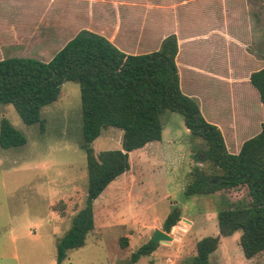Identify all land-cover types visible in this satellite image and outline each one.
Here are the masks:
<instances>
[{"label":"rangeland","instance_id":"1","mask_svg":"<svg viewBox=\"0 0 264 264\" xmlns=\"http://www.w3.org/2000/svg\"><path fill=\"white\" fill-rule=\"evenodd\" d=\"M253 7L261 14L254 49L264 59V2L254 1ZM215 38L210 39L216 43ZM233 58L239 61L234 52ZM242 107L248 110L245 114ZM242 107L237 108L239 122L263 121L264 113L257 105ZM41 116L43 129L38 123L26 125L12 104L0 103V121L7 118L26 136L22 146H0V264H57V240L85 204L87 167L79 145L78 82L64 81L58 98L41 109ZM162 124L161 139L149 145L152 151H131L129 169L93 201L95 228L82 246L67 250L60 264H194L197 241L219 233L218 210L249 199L244 187L185 196L197 167L204 173H216V168L200 160L204 140L190 134L179 112L166 110ZM121 137V129L105 127L91 145L96 154L120 148ZM173 206L179 208L180 219L170 231L164 230L172 239L158 242L152 253L132 262L131 253L152 239L156 228L163 230V219ZM240 235L241 230H236L220 236L218 248L209 256L210 264H264V251L252 258L244 256ZM122 239L126 246L120 245Z\"/></svg>","mask_w":264,"mask_h":264},{"label":"trees","instance_id":"2","mask_svg":"<svg viewBox=\"0 0 264 264\" xmlns=\"http://www.w3.org/2000/svg\"><path fill=\"white\" fill-rule=\"evenodd\" d=\"M177 50L173 33L162 39L158 49L131 54L105 36L81 29L47 62L30 57L0 59V103L12 104L26 125L38 123L43 129L41 109L58 98L64 81L76 80L79 84V145L86 155V199L72 216L68 230L57 240V264L65 259L68 249L85 243L87 233L94 227L92 203L111 181L129 169V152L161 139L166 110L179 112L190 134L204 140L206 147L200 160L216 168V173H204L197 167L184 195L244 187L249 198L218 210L219 233L197 241L192 262L210 264L209 256L218 248L220 236L236 230H241L239 244L246 258L264 251V123L256 135L244 140L237 153L228 152L220 129L206 121L195 99L180 89ZM249 80L264 104V66L252 72ZM110 126L122 130L121 147L96 154L91 142ZM25 143L26 136L3 117L0 146L10 148ZM179 219L180 210L173 206L163 219L162 229L170 231ZM120 245L126 246V239ZM157 246V241L148 240L131 253V261L152 253Z\"/></svg>","mask_w":264,"mask_h":264},{"label":"crops","instance_id":"3","mask_svg":"<svg viewBox=\"0 0 264 264\" xmlns=\"http://www.w3.org/2000/svg\"><path fill=\"white\" fill-rule=\"evenodd\" d=\"M108 1L0 0V15L5 17L0 20V59L30 57L47 62L81 29L101 34L131 54L156 50L173 33L179 87L195 99L205 120L220 129L227 151L237 153L244 140L261 130L264 119L239 122L237 110L255 104L264 113L249 80L264 66L254 49L261 27V14L253 7L257 0ZM98 3L101 6L95 7ZM242 108L245 114L248 110ZM151 142L135 150L150 153Z\"/></svg>","mask_w":264,"mask_h":264},{"label":"water","instance_id":"4","mask_svg":"<svg viewBox=\"0 0 264 264\" xmlns=\"http://www.w3.org/2000/svg\"><path fill=\"white\" fill-rule=\"evenodd\" d=\"M172 239V236L165 232L164 230H161L159 228H156L154 230V234L152 237V240L157 241V242H167Z\"/></svg>","mask_w":264,"mask_h":264}]
</instances>
